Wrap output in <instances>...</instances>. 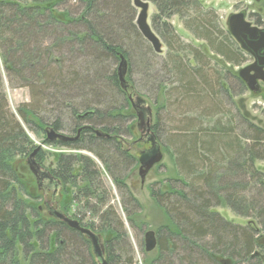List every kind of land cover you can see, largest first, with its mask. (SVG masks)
Masks as SVG:
<instances>
[{
	"label": "trees",
	"instance_id": "1",
	"mask_svg": "<svg viewBox=\"0 0 264 264\" xmlns=\"http://www.w3.org/2000/svg\"><path fill=\"white\" fill-rule=\"evenodd\" d=\"M22 1L0 0V68L8 88H23L29 98L13 115L0 72V264H99L85 236L41 215L32 203L37 196H29L12 166L35 149L25 129L44 136L47 128L77 139L46 145L90 155H58L48 169L74 191L71 199L84 211L74 215L79 226L102 236L106 264H135L128 232L145 264H264L258 242L264 232V174L256 167L264 161V129L235 108L229 71L218 66L219 74L211 65L212 57L228 67L243 61L214 9L203 13L200 0H144L157 11L152 31L168 50L166 62L158 63L135 27L130 0ZM171 17L200 42L197 47L182 43L168 23ZM120 57L136 95L148 97L133 77L138 72L154 89L150 101L157 104L161 96L169 124L157 113L151 129L156 143L163 137L175 173L163 186L148 188L166 220L154 232L150 253L141 239V205L126 183L138 162L123 147L132 137L134 115L117 77ZM221 206L255 229L225 221L215 210Z\"/></svg>",
	"mask_w": 264,
	"mask_h": 264
},
{
	"label": "rangeland",
	"instance_id": "2",
	"mask_svg": "<svg viewBox=\"0 0 264 264\" xmlns=\"http://www.w3.org/2000/svg\"><path fill=\"white\" fill-rule=\"evenodd\" d=\"M73 1L74 0L69 1V4H72ZM131 1L132 0H130V5L132 6ZM23 2H25L26 4H29L30 0H23L22 3ZM200 2H201L200 7L202 8L203 13H206V10L208 11L210 8L214 9L215 16H216V22L218 26L222 28L225 32H227L226 25H225L226 19L230 14H234V13H243L246 17V20L249 21L254 26H256L255 21L259 20L260 25L257 27L264 28V0H200ZM133 9L135 11V15H134V24H135V18L138 13V10H136L134 7ZM156 12L157 11L155 7L151 3H149L147 22L150 25V27L153 23L152 22L153 17L156 15ZM168 23L175 30L176 34L182 39V43L191 44L195 47H197L198 44H200V42L198 41H192L193 37L189 33H187V31L183 28L181 22L177 19V17H171L170 19H168ZM159 40L162 45V51L160 54H157L159 56V60H157V62L158 63L163 62V61L166 62L168 50L166 46L164 47L160 38ZM171 53H170L171 55H174L175 52H171ZM211 60H212L211 65L213 68L215 69L217 68L216 69L217 73L219 72L220 74V70H219L220 68H218V66L220 67L224 66L229 71L230 75L232 76L231 79L226 80V84L227 86H229L230 89L234 91V93H236V96L232 98V101L234 103L235 108L239 112V114L245 116V118L250 123L264 129V91H262L258 95H254L250 93L246 89V87L243 85V83L240 82L239 79H237V76H236L238 70L249 65L252 62V59L243 52V61L239 65H234V66H229V67L219 58L212 57ZM189 61L191 63L194 62L192 57H189ZM214 63H216L217 65H215ZM0 72L2 74V80L4 83L3 90L6 96L8 109L13 115H16L17 107L21 104H26L29 102L28 93L23 88H16V89L8 88L6 78L3 74L2 68H0ZM221 74L224 75V73H221ZM133 77H135L136 82L138 83L139 86H141V88L145 87V89H142L144 92L143 91L142 92L144 94L146 93L148 97H143L140 95H139L140 97L138 95L137 97H139L140 100H142L150 108L152 125H154V119L157 113L160 117L161 123H163L164 125L165 123H167L166 125H169L168 122H165L166 121L165 112L161 108V105L163 104L161 102L162 101L161 96H159L160 101L157 104H153L152 102L154 101L152 99H153L154 89L152 88V86L149 85L150 82L146 83L145 81H148V80H146V78L143 77L141 74H138V72H136ZM227 110L231 111V109H227ZM130 112L134 115V120L132 123V126H133L132 127V137L131 139H127L128 141L125 142L124 147L125 148L127 147L130 150L129 153L132 156H134L138 161L141 159L138 151L148 150L150 146L148 143H136L139 138V132L137 131L138 119L133 109H131ZM25 131H26V134L32 146L34 148L40 147V152L42 154V160H39L38 154H37L35 157L36 163L42 165L47 170H49L48 168L54 165L55 158L60 154L62 155L75 154V155H83V156L90 157V155L86 152L79 153V152H76L70 149L50 147L45 144L43 135L34 134L28 131L27 129H25ZM65 135L72 136V134H67V133H65ZM160 139L162 140L157 142V145L162 155L161 160L158 164L154 165L147 172V174L144 177L143 182L140 180L138 176V168L140 166L139 161L137 165L130 171L126 179V183H127V186L130 192L141 205V214H140L139 220L145 224L144 232L141 235V239L143 241V248H144V235L147 232H155L159 226L165 224L166 222L162 211L158 209L156 205L153 203V201L151 200L149 196L148 188L154 183H159L160 185L162 184L163 186L165 179L173 177L175 173V168L173 165V160L171 158V155L165 150L164 139L163 137H160ZM27 159L28 157L15 158L12 162V166L14 167L15 170H17V173L20 179L24 181L25 184L27 183L26 185H28L27 191L29 193V196L32 198L34 196L35 197L37 196V200L33 201L32 203H35L38 205V207L42 208L41 211L39 212L41 213L42 216H46L47 212L43 204L45 200L41 199L40 197L42 194L38 190L36 181L28 169ZM256 167L264 174V161L256 162ZM102 172H103L104 182L106 186L111 189V192L113 194L112 204L115 208H117L118 213L122 215L119 209V206H118V198H117L115 189L111 181L109 180V178L105 175V172L104 171ZM73 193L74 191L71 189L70 186H66V187L62 186V190L59 191V194H58L59 196L56 198V201L64 204V206L69 204L70 205L69 211L73 212L77 210L80 213H84V211L79 207V205L77 206L76 204L73 203L71 199V197L73 196ZM50 195L51 194L49 191L46 196V200L50 199ZM21 196L24 199H29L25 194ZM215 210L221 217H223L225 221L229 223L241 225V226H246L245 223L247 220L235 216L226 207H223V206L217 207ZM88 214L89 213H87V217H88ZM84 222H87V219H85ZM259 235L260 236H259L258 242L260 245L264 246V232L260 233ZM128 239L134 251L135 264H145L143 261V257L140 253V250L138 248L137 241L134 238V236L131 234V232H128ZM261 258L264 263V252L261 253Z\"/></svg>",
	"mask_w": 264,
	"mask_h": 264
},
{
	"label": "water",
	"instance_id": "3",
	"mask_svg": "<svg viewBox=\"0 0 264 264\" xmlns=\"http://www.w3.org/2000/svg\"><path fill=\"white\" fill-rule=\"evenodd\" d=\"M132 6L138 10L135 18V27L140 33L142 38L151 46L152 51L155 54H160L162 51V45L159 38L154 34L150 25L148 24V9L149 3L144 0H132ZM227 32L238 45L239 49L247 54L252 62L239 69L237 72L238 79L245 85L246 89L254 94L261 93V86L264 89V28L254 26L243 13L230 14L225 22ZM127 64L123 57H120V61L117 66V77L122 91L127 95V99L131 105V108L136 113L137 131L141 134V138L137 140L140 143L146 135H150L149 142L151 143L152 155L144 160L140 161L138 168V176L143 182L147 172L161 160V152L154 139L152 129V119L150 108L137 97L136 93L132 90L129 83L126 81ZM45 142H53L59 140L61 142H70L74 140L71 137H67L55 132L52 128L45 129ZM97 137L109 138V135L100 131H94ZM40 150V147H36L27 159L28 169L39 182L42 178V172L40 167L35 163L34 158L36 153ZM48 216L55 218L71 229L77 230L81 235L85 236L90 243L92 253L99 264H106L104 258L103 238L102 236L93 233L89 229L79 226L78 222L71 220L61 214L59 211H54L48 214ZM247 226L255 229L253 222L248 221ZM156 248V239L154 232H147L144 235V252L150 253Z\"/></svg>",
	"mask_w": 264,
	"mask_h": 264
},
{
	"label": "flooded vegetation",
	"instance_id": "4",
	"mask_svg": "<svg viewBox=\"0 0 264 264\" xmlns=\"http://www.w3.org/2000/svg\"><path fill=\"white\" fill-rule=\"evenodd\" d=\"M244 85V84H243ZM245 86V85H244ZM260 86H261V92L262 91H264V89H263V85L262 84H260ZM135 115H136V113H135ZM137 117V116H136ZM151 132H152V130H151ZM74 140L75 139H77V137L76 138H74V137H72ZM100 138H102V137H100ZM141 138V134H139V138H138V140ZM150 138H151V136L150 135H146L143 139H142V141L140 142V143H148L149 144V146H150V148L148 149V150H144V151H142V150H140V151H138V153H139V155H140V160H138L139 161V163H140V161L141 160H144V159H146V158H148V157H150L153 153H152V151H151V143L149 142V140H150ZM104 139H110V136H109V138H104ZM44 140H45V132H44ZM74 140H72V141H74ZM119 141V140H118ZM45 142V141H44ZM54 143L56 142V143H63V142H61V141H59V140H55V141H53ZM71 142V141H70ZM136 142V141H135ZM65 143V142H64ZM137 143V142H136ZM124 144L125 143H123V147H124ZM55 148H60V147H55ZM125 148V147H124ZM125 150L126 151H128V152H130V150L126 147L125 148ZM40 152V150L36 153V155L38 154ZM77 152V151H76ZM79 153H81V151H79ZM36 155H35V157H36ZM60 155H62V154H60ZM71 155H75V154H71ZM34 161H35V158H34ZM137 161V162H138ZM35 163H36V161H35ZM39 167H40V169H41V172H42V178H41V180L39 181V182H37L36 180V185H37V188H38V190L40 191V193L42 194L40 197H41V199H44L45 201L43 202V204H44V206H45V209H46V212H47V214L46 215H48V214H50V213H53L54 211H59L61 214H63L65 217H67V218H69V219H71V220H74V221H76V222H78V220H76L75 218H74V215H75V213H77L78 211L77 210H75V211H69V208H70V205L68 204V205H66V206H64V204H62V203H59L58 201H56V198L59 196L58 194H59V191L60 190H62V184L59 182V181H57L52 175H51V173H50V170H47L46 168H44L42 165H40V164H38V163H36ZM27 166H28V164H27ZM35 179V178H34ZM50 191V199H47L46 200V196H47V194H48V192ZM72 198V197H71ZM73 203H74V201H73ZM75 204V203H74ZM39 208V211H41V209L42 208H40V207H38ZM78 224H79V222H78Z\"/></svg>",
	"mask_w": 264,
	"mask_h": 264
}]
</instances>
